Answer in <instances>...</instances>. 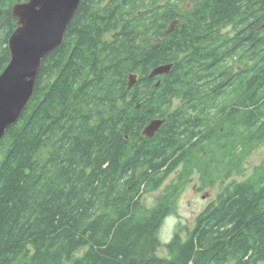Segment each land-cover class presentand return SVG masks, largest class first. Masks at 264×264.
Wrapping results in <instances>:
<instances>
[{
	"label": "trees",
	"instance_id": "1",
	"mask_svg": "<svg viewBox=\"0 0 264 264\" xmlns=\"http://www.w3.org/2000/svg\"><path fill=\"white\" fill-rule=\"evenodd\" d=\"M138 1L81 0L0 139V264H264V162L225 182L264 142V0ZM14 3L0 0V75ZM184 163L223 185L160 256L181 188L142 196Z\"/></svg>",
	"mask_w": 264,
	"mask_h": 264
},
{
	"label": "water",
	"instance_id": "2",
	"mask_svg": "<svg viewBox=\"0 0 264 264\" xmlns=\"http://www.w3.org/2000/svg\"><path fill=\"white\" fill-rule=\"evenodd\" d=\"M81 0H28L14 4L11 16L16 29L8 40L10 60L0 75V139L12 125L16 124L34 94V87L42 61L63 41ZM177 21L171 23L173 31ZM171 65H160L152 69L149 78L168 75ZM137 82L131 74L127 89ZM159 82L156 83V86ZM163 119L152 120L143 130L142 136L154 137Z\"/></svg>",
	"mask_w": 264,
	"mask_h": 264
},
{
	"label": "rangeland",
	"instance_id": "3",
	"mask_svg": "<svg viewBox=\"0 0 264 264\" xmlns=\"http://www.w3.org/2000/svg\"><path fill=\"white\" fill-rule=\"evenodd\" d=\"M164 1L160 0V2ZM15 2L19 3L18 0H15ZM190 7L191 4L188 2H181L179 4L181 11L188 10ZM112 36L113 33H107L104 36V40L110 41ZM175 104L177 105L178 102L176 101ZM262 162H264V142L247 152L242 162L236 169L231 171L230 178L226 179L225 182L228 183L233 179L242 180L249 177L254 168L262 164ZM186 166L185 163L179 165L165 179L162 186L156 192L142 196V204L146 207H152L159 196L170 195L174 188H181L178 189L172 213L164 219L159 229V239L162 242V248L159 250L160 256H166L164 246L173 238L174 233L179 231L181 236L184 237V228L188 230L192 229L196 217L205 209L208 203L215 200L221 190V185H223L220 181H217L211 187H203L199 172L196 170L185 172V169L190 168L191 165Z\"/></svg>",
	"mask_w": 264,
	"mask_h": 264
},
{
	"label": "flooded vegetation",
	"instance_id": "4",
	"mask_svg": "<svg viewBox=\"0 0 264 264\" xmlns=\"http://www.w3.org/2000/svg\"><path fill=\"white\" fill-rule=\"evenodd\" d=\"M138 2H139V3H138L139 6L141 7V10H142V0H139ZM210 203H211V202H210ZM210 203H208V204H210ZM208 204H207V205H208ZM207 205H206V206H207ZM205 208H206V207H205Z\"/></svg>",
	"mask_w": 264,
	"mask_h": 264
},
{
	"label": "bare ground",
	"instance_id": "5",
	"mask_svg": "<svg viewBox=\"0 0 264 264\" xmlns=\"http://www.w3.org/2000/svg\"><path fill=\"white\" fill-rule=\"evenodd\" d=\"M28 1V0H27ZM16 3V2H15ZM22 3H24V2H22ZM22 3H16V4H22ZM12 17V16H11ZM13 19V18H12ZM14 20V19H13ZM12 35V34H11ZM10 38V37H9ZM64 39V38H63ZM9 40V39H8Z\"/></svg>",
	"mask_w": 264,
	"mask_h": 264
}]
</instances>
